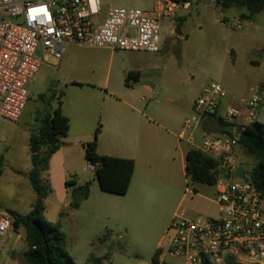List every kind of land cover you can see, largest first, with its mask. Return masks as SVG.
Here are the masks:
<instances>
[{
  "label": "rangeland",
  "instance_id": "374dc122",
  "mask_svg": "<svg viewBox=\"0 0 264 264\" xmlns=\"http://www.w3.org/2000/svg\"><path fill=\"white\" fill-rule=\"evenodd\" d=\"M157 1L111 0V6L150 10ZM241 13L245 10L235 7L221 10L216 0H191L176 12L175 18L162 22L158 53L80 50L76 57L77 49L69 46L59 60L42 56V65L29 85L30 100L23 116L17 122L0 118V155L3 163L20 172L16 186L29 188L22 177L31 168L29 131L36 130L39 121L51 115L59 104L70 106L73 99H102L107 81L109 88L124 94V82L128 86L133 83L123 70L136 68L145 76V82L158 81L157 91L167 89L169 99L194 98L202 89L218 84L233 99V105L243 109L240 100L249 97L264 75V8L251 21L242 19ZM180 17L185 21L177 31L176 20ZM88 53L93 54L86 57ZM91 69L95 70L93 75ZM71 82L80 86H71ZM157 91L155 100L147 102L148 109L143 103L142 112L162 103ZM243 122L264 125V114H255ZM180 131L181 128L177 133ZM114 137L127 139L123 135ZM183 143L187 149L188 144ZM235 153L247 177L255 161L240 147ZM87 178L90 194L75 216L77 228L63 211L62 225L71 241L65 252L74 264H152L157 243L162 247L167 244L165 232L174 214L184 213L188 219L217 214L213 203L216 187L192 182L170 159L165 170L160 166L139 167L125 196L102 192L94 173ZM13 187L12 182L5 193L9 204L21 201L12 197ZM28 192L31 193L29 189ZM25 197L24 194L22 199ZM21 202L23 205L25 200ZM17 234L24 233L19 230ZM15 239L12 234L7 246V237H0V264H24L22 258L18 259L20 263L10 258L9 248Z\"/></svg>",
  "mask_w": 264,
  "mask_h": 264
},
{
  "label": "built area",
  "instance_id": "2783aa9c",
  "mask_svg": "<svg viewBox=\"0 0 264 264\" xmlns=\"http://www.w3.org/2000/svg\"><path fill=\"white\" fill-rule=\"evenodd\" d=\"M102 1L0 0L1 119L17 122L21 117L42 56L59 60L69 45L158 53L162 22L188 6L158 0L150 10H142L114 8L111 0L103 6ZM223 99L230 98L218 84L202 89L177 134L179 141L215 162L217 214L197 219L174 214L166 230L167 244L158 249L154 264H226L227 260L264 264V195L245 180V171L243 179L235 176L241 167L235 155L237 133L250 123L239 122L241 114L233 105L221 110ZM241 103L245 120L264 106V75ZM209 119L223 132L200 130ZM227 126H232V134L224 130ZM7 232L23 239L14 231L11 217L0 221V236Z\"/></svg>",
  "mask_w": 264,
  "mask_h": 264
},
{
  "label": "crops",
  "instance_id": "0c3cea01",
  "mask_svg": "<svg viewBox=\"0 0 264 264\" xmlns=\"http://www.w3.org/2000/svg\"><path fill=\"white\" fill-rule=\"evenodd\" d=\"M69 46L70 49L71 47L77 49L75 51L76 57L81 54L80 50H84L83 52L111 51L108 49H88L74 45ZM91 54L93 53L84 55L91 57ZM90 73L93 75L95 70L91 69ZM122 73H126L127 76L130 74L128 78L133 83L132 86H128L127 81L124 82L126 87L124 94L115 92L114 88H109L107 81L103 84L105 91L102 99H82L81 101L73 99L70 102V106L60 105L61 114L69 121V131L60 140V147L50 157L48 170L43 174L44 179H46L50 187V193L43 200L44 211L42 219L64 233L67 245L71 241L68 239L62 225L63 211L71 219V224L74 228H77L78 223L75 216L81 210L82 204L87 202L88 199L82 202L78 209L72 210L70 208V188L66 187V183L82 186L87 183V177L94 173V170L89 167L90 164L84 158L82 145L92 141L93 133H95L97 128H99V133L97 134L98 140H96V152L100 156L132 159L134 161V173L139 167L150 168L160 166L165 170L170 159L179 168V172L185 175V156L191 148L189 145L187 149L182 146L184 143L177 139V131L181 128L184 119L191 113L192 104L200 94V91L194 98L169 99L168 90L157 91L159 88L158 81L152 83L145 82L146 78L141 74L140 70L129 68L123 70ZM76 83L78 82H71L70 85L80 86ZM86 87L94 88V86L88 85ZM156 91L160 99H162V103L156 104L154 109L147 113L142 112L140 108L143 106V103H145L146 109H148L150 105L147 102L155 100L157 97ZM241 101H244V99H241ZM161 104L168 105V107L163 108ZM229 105H233V102L230 99H223L221 101V110ZM233 106L241 114L238 118L239 122L246 124L243 122L246 114L244 107L242 109L236 105ZM261 113L262 115L264 114V106L256 114L259 116ZM200 130H207L212 133L214 131L218 134L220 126L215 120L209 119L201 124ZM106 135H109L111 138H105ZM118 135L127 136V139H115L114 136ZM31 168L22 174V177L27 180L29 188L22 189L16 186L17 177L21 175L20 172L16 168H11V166L3 163L0 155V221L5 217H10L7 211H13L20 215H28L32 212L36 195L29 182ZM12 182L14 185L10 190L12 197L18 201L25 200L23 205L21 201L16 204H9L6 201V189L7 186L12 185ZM28 189L31 193L28 192ZM24 194L26 197L22 199ZM53 204L55 205L54 209L52 207ZM12 234L14 233L7 232L0 236L7 237V246L12 238ZM15 240L9 248V255L11 259L19 262L18 259H23L27 247L23 241ZM160 247L162 246L158 242L156 250L158 251ZM151 263L154 264V261L152 260Z\"/></svg>",
  "mask_w": 264,
  "mask_h": 264
},
{
  "label": "trees",
  "instance_id": "16d2710c",
  "mask_svg": "<svg viewBox=\"0 0 264 264\" xmlns=\"http://www.w3.org/2000/svg\"><path fill=\"white\" fill-rule=\"evenodd\" d=\"M179 3H190L191 0H173ZM221 10L231 7L244 9L242 19L251 21L262 12L264 0H216ZM177 31L182 27L185 18H178ZM264 48V47H263ZM130 76V74H128ZM60 105L51 115L43 117L39 121L36 130L30 132L28 148L31 155V171L29 182L36 200L32 206V212L28 215H20L13 211H7L12 219V226L17 233L23 231V240L26 244L24 264H74L65 252L67 246L66 237L57 227L46 223L42 219L44 211L43 200L50 193V187L43 174L48 170V161L61 144L69 131V121L61 114ZM223 131L220 129V133ZM99 128L95 130L94 139L82 145L84 158L94 166V174L98 186L102 192L117 196H125L128 192L134 173V161L132 159L100 156L96 152V136ZM237 144L244 154L255 161V166L245 178L264 195V125L250 123L237 133ZM215 162L190 149L185 156V176L192 182L206 185H214L217 180ZM89 183L76 186L74 183H66L70 188V208L76 210L81 203L88 199ZM159 254L156 250L152 260L155 262Z\"/></svg>",
  "mask_w": 264,
  "mask_h": 264
},
{
  "label": "water",
  "instance_id": "95a60500",
  "mask_svg": "<svg viewBox=\"0 0 264 264\" xmlns=\"http://www.w3.org/2000/svg\"><path fill=\"white\" fill-rule=\"evenodd\" d=\"M224 130L229 133V134H232V126H227L224 128ZM235 176L240 178V179H243L244 178V170L242 167H239L236 172H235ZM226 264H237V263H234L233 261L231 260H227L226 261Z\"/></svg>",
  "mask_w": 264,
  "mask_h": 264
}]
</instances>
